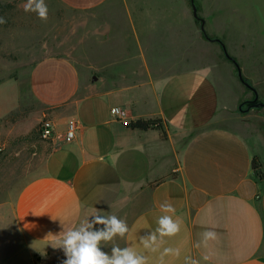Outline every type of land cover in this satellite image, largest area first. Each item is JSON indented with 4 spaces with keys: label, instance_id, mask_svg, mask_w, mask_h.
I'll use <instances>...</instances> for the list:
<instances>
[{
    "label": "crops",
    "instance_id": "0c3cea01",
    "mask_svg": "<svg viewBox=\"0 0 264 264\" xmlns=\"http://www.w3.org/2000/svg\"><path fill=\"white\" fill-rule=\"evenodd\" d=\"M59 1L91 15V48L81 64L46 56L30 68L29 92L54 125L52 148L42 172L0 206V264H60L64 254L47 234L62 224L79 227L94 208L129 226L124 239L102 242L108 253L117 244L145 255L147 264H264V127L254 128L248 111L255 107L241 111L252 99L235 83V67L221 68V45L205 39L198 21V58L206 62L189 68L186 46L170 67L168 55L148 44L151 31L138 35L145 14L139 0ZM195 2L208 37L222 42L247 81L258 75L248 83L264 103V0ZM177 22L186 45V16ZM155 31L166 37L164 27ZM138 119L161 120L165 138L157 129L127 127ZM70 121L75 137L65 142ZM165 202L180 231L158 236L155 251L145 249L140 237L158 227ZM205 230L217 238L203 242ZM164 248L179 254L161 262Z\"/></svg>",
    "mask_w": 264,
    "mask_h": 264
},
{
    "label": "rangeland",
    "instance_id": "374dc122",
    "mask_svg": "<svg viewBox=\"0 0 264 264\" xmlns=\"http://www.w3.org/2000/svg\"><path fill=\"white\" fill-rule=\"evenodd\" d=\"M45 2L49 10L48 18L42 21L35 13L24 11L26 0H0V16L7 20V23L0 25V206L12 204L26 182L42 172L46 156L52 148L51 138L45 139L41 134L43 122L51 119L49 111L31 96L28 88L32 64L46 56H63L81 64L85 49L91 48V15L67 8L59 0ZM159 2L139 0L145 13H140V39L151 31L148 44L157 53L162 51L168 55L170 67L175 59H182L180 53L183 54V47L187 46V66L198 67L205 60L198 58L199 22L191 15L190 0ZM148 3L155 5L148 7ZM185 16L187 22L186 25L182 23V30H186V45L181 43L184 36L180 30L181 24L177 22ZM189 19H193L194 26H189ZM168 22L172 23L171 26ZM94 25L98 26L97 23ZM163 27L166 37L155 31ZM206 30L204 27L207 33ZM218 55L222 61L219 63L225 64L221 68L230 67L231 70L235 67L223 52ZM241 74L247 76L243 71ZM253 74L248 79L251 85L258 77L256 73ZM234 81L242 87L247 99H253V93L240 82L237 75H234ZM261 100V96H258L257 101ZM246 109L247 106L243 105L241 111L244 113ZM248 114H254V128L264 127L260 123L264 116L262 108H251Z\"/></svg>",
    "mask_w": 264,
    "mask_h": 264
},
{
    "label": "clouds",
    "instance_id": "9594fccd",
    "mask_svg": "<svg viewBox=\"0 0 264 264\" xmlns=\"http://www.w3.org/2000/svg\"><path fill=\"white\" fill-rule=\"evenodd\" d=\"M25 12H32L42 21L48 18V5L45 0H26L24 4ZM7 23V20L0 16V25ZM162 215L156 223L155 231L147 236L140 237V242L145 249L155 251L158 236L160 238L176 235L180 231L179 219H173L175 208L165 202L160 205ZM171 214V215H170ZM42 215V214H41ZM53 220L56 218H53ZM99 226V227H98ZM129 232V226L125 219L120 218L113 212L105 213L96 208L91 212L90 218L81 221L79 227L64 228L59 233L49 232L46 237H51L52 243L49 245L53 249L61 250L64 259L60 264H147L145 255L138 253L131 247H120L113 244L111 252L102 250V242H112L116 237L124 239ZM203 242L217 238V233L213 230H205L202 234ZM162 241V239H161ZM169 254L178 255V250L164 248L161 253L163 257ZM190 264H197L190 261Z\"/></svg>",
    "mask_w": 264,
    "mask_h": 264
},
{
    "label": "water",
    "instance_id": "95a60500",
    "mask_svg": "<svg viewBox=\"0 0 264 264\" xmlns=\"http://www.w3.org/2000/svg\"><path fill=\"white\" fill-rule=\"evenodd\" d=\"M190 2H191L192 16L196 20H198L200 22V30H201L203 36L205 37L206 40L216 41V42H218L221 45L225 57L227 59H229L234 64L235 69H236V75H237L238 79L240 80V82L245 87H247L249 90H251L253 92L254 97H253V99L251 101L254 102V103H253L252 107L262 108L263 109V113H264V103L263 102H257V100H258L257 93H256L255 89L248 83V81L242 76L241 70H240V67H239L238 63L227 53L226 48L224 47V45L222 44L221 41H219L218 39H211L210 37H208V35L204 31V20L202 18L198 17L197 8H196V5L194 3V0H190ZM249 108L250 107H247L246 110H248Z\"/></svg>",
    "mask_w": 264,
    "mask_h": 264
},
{
    "label": "trees",
    "instance_id": "16d2710c",
    "mask_svg": "<svg viewBox=\"0 0 264 264\" xmlns=\"http://www.w3.org/2000/svg\"><path fill=\"white\" fill-rule=\"evenodd\" d=\"M235 74H236V69H235ZM127 127L131 129H139V130H144V131L148 129H157L161 132V137L165 138L162 122L159 119H138V120L129 122L127 124ZM251 165H252V169L256 177L258 179H262L263 175L261 173L260 163L256 157L252 159Z\"/></svg>",
    "mask_w": 264,
    "mask_h": 264
},
{
    "label": "built area",
    "instance_id": "2783aa9c",
    "mask_svg": "<svg viewBox=\"0 0 264 264\" xmlns=\"http://www.w3.org/2000/svg\"><path fill=\"white\" fill-rule=\"evenodd\" d=\"M112 112L115 115L118 116H123V111L120 110L119 108L115 107L112 109ZM54 132V125L51 122V120H45L42 124V129H41V134L42 137L45 139H49L52 137ZM75 132H76V123L73 121H70L67 125L65 134H64V141L69 142L75 137Z\"/></svg>",
    "mask_w": 264,
    "mask_h": 264
},
{
    "label": "flooded vegetation",
    "instance_id": "af4514ba",
    "mask_svg": "<svg viewBox=\"0 0 264 264\" xmlns=\"http://www.w3.org/2000/svg\"><path fill=\"white\" fill-rule=\"evenodd\" d=\"M253 103L254 102H252L251 100H247V101H245L242 105H245V106H247V107H251L252 105H253ZM241 109V108H240Z\"/></svg>",
    "mask_w": 264,
    "mask_h": 264
}]
</instances>
